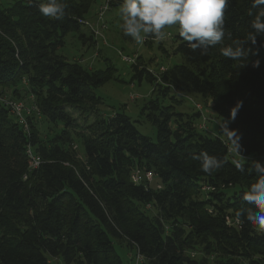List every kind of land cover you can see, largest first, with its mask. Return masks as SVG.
I'll use <instances>...</instances> for the list:
<instances>
[{
  "label": "trees",
  "instance_id": "1",
  "mask_svg": "<svg viewBox=\"0 0 264 264\" xmlns=\"http://www.w3.org/2000/svg\"><path fill=\"white\" fill-rule=\"evenodd\" d=\"M94 1L62 0L60 19L43 16L39 0L0 6V87L27 80L39 115L63 125L62 133L42 140L36 115L27 132L0 98V264H51V257L64 264H126L114 239L149 264H211V256L212 264H264V230L237 216L252 207L243 197L256 182L254 166L264 164V38L257 37V54L243 61L222 56V45L207 54L193 51L178 34L174 53L183 62L156 72L133 61L134 79L152 83L157 93L143 108L157 128L153 140L124 111L100 109L96 89L117 79L116 66L90 70L58 51L70 32L87 37L84 16ZM106 4L118 8L120 0ZM250 9L251 0H230L223 46L246 36ZM183 90L210 101L245 159L232 156L222 137L200 132L199 114L175 109L173 93ZM92 116L85 126L77 121ZM72 129L81 130L85 160L72 146ZM29 147L42 158L33 170ZM202 151L222 160L221 167L203 172L194 159ZM137 166L154 173L151 185L133 182ZM197 246L205 257L189 254Z\"/></svg>",
  "mask_w": 264,
  "mask_h": 264
},
{
  "label": "rangeland",
  "instance_id": "2",
  "mask_svg": "<svg viewBox=\"0 0 264 264\" xmlns=\"http://www.w3.org/2000/svg\"><path fill=\"white\" fill-rule=\"evenodd\" d=\"M11 3V0H0L1 7L8 6ZM84 19L86 22L83 33L87 37H82L77 32L68 33L64 37L63 45L58 48L59 53L65 55L70 61L80 62L90 70L104 69L109 64L116 66L118 69L117 79L110 80L96 89L97 94L103 98V105L100 109L104 114L109 115L117 111H124L136 121V126L141 133L156 140L157 128L143 113L146 103L157 96V93L154 92L155 86L147 80L140 83L137 79H134L132 62H128L127 58H132L134 61L138 58L142 59L147 66H150L156 72L183 62L182 57L174 53L178 28H166V36L163 40L146 37L143 44H137L132 38H124L119 7L110 8L107 6L106 0H95ZM28 90L27 80H23L16 85L6 88L0 87V98L3 100H16L17 102L22 101L26 107L34 108L36 106L35 97L34 94H28L31 93ZM173 95L176 97L174 104L177 111L185 112L189 116L199 114L197 115L198 118L195 117L194 122L200 132L211 137H222L228 143L232 156L245 159L235 151L233 133L226 121L211 109L210 101L188 90L176 91ZM18 97H21V99ZM162 101L165 104L173 103L169 98L162 99ZM198 106H200L202 112L197 111ZM32 112V116L36 115L37 117L35 125L42 140L50 141L62 133L63 125L61 123H54L45 119L39 115L37 109H33ZM95 118L92 116L91 119L86 121L81 117L77 121L81 126H85L86 122H90L89 120L94 121ZM80 131L79 129H72L74 140L72 146L78 152V158L85 160L84 147L77 136ZM151 214H156V211L152 209ZM114 243L126 264H149L146 259L138 260L137 249L129 247L126 241L114 239ZM189 254L198 259L206 256L202 246L190 250ZM214 259V256L210 257L211 264ZM51 264L64 263L60 258L51 257ZM242 264L247 263L243 261Z\"/></svg>",
  "mask_w": 264,
  "mask_h": 264
},
{
  "label": "clouds",
  "instance_id": "3",
  "mask_svg": "<svg viewBox=\"0 0 264 264\" xmlns=\"http://www.w3.org/2000/svg\"><path fill=\"white\" fill-rule=\"evenodd\" d=\"M229 3L230 0H120L119 16L124 35L131 37L137 44H143L148 36L163 40L166 28L177 27L179 37L193 51L199 49L202 54H207L209 49L222 45V56L232 61H243L257 54L258 49L253 47L257 44V37L264 38V0H251L248 14L252 19L246 36L223 46L226 35L225 12ZM38 8L43 16L53 19H60L65 13L62 0H39ZM254 66L258 67L259 61ZM239 106H242V102L231 110L232 119ZM194 159L201 162V170L208 174L223 163L207 151L200 152ZM236 168L243 171V162H236ZM253 171L256 182L243 197L252 207L242 209L237 216H245L264 230V164L257 162Z\"/></svg>",
  "mask_w": 264,
  "mask_h": 264
},
{
  "label": "built area",
  "instance_id": "4",
  "mask_svg": "<svg viewBox=\"0 0 264 264\" xmlns=\"http://www.w3.org/2000/svg\"><path fill=\"white\" fill-rule=\"evenodd\" d=\"M81 22H84V21L81 20ZM127 61L133 62L134 60L132 58H127ZM1 100L10 109V111L14 115L15 119L23 126L25 131L29 132L30 131L29 118L33 114V112H32L33 109H37L38 113H39L38 106L36 105L34 108H32V107L28 108L24 105V103L22 101L17 102L16 100H3V99H1ZM198 111H201L200 106H198ZM27 154H28L29 159H30V169L33 170V169L38 168L41 164V161H42L41 156L38 153H36L32 147L28 148ZM132 180H133V182H135L137 184L144 182L146 184V186H149L154 182L155 175L152 171H145L144 169L137 166L132 171ZM158 187H160V186H158ZM148 207H150V205ZM137 258L140 261L145 259L144 256L141 255L139 252H138Z\"/></svg>",
  "mask_w": 264,
  "mask_h": 264
},
{
  "label": "crops",
  "instance_id": "5",
  "mask_svg": "<svg viewBox=\"0 0 264 264\" xmlns=\"http://www.w3.org/2000/svg\"><path fill=\"white\" fill-rule=\"evenodd\" d=\"M56 258H60V257H56ZM61 259V258H60ZM61 261H62V259H61Z\"/></svg>",
  "mask_w": 264,
  "mask_h": 264
}]
</instances>
